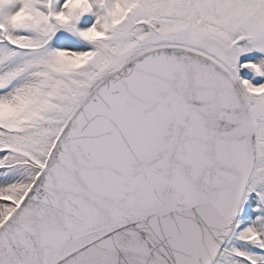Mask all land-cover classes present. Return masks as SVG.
Instances as JSON below:
<instances>
[{"label": "snow or ice", "instance_id": "snow-or-ice-1", "mask_svg": "<svg viewBox=\"0 0 264 264\" xmlns=\"http://www.w3.org/2000/svg\"><path fill=\"white\" fill-rule=\"evenodd\" d=\"M0 264H264V0H0Z\"/></svg>", "mask_w": 264, "mask_h": 264}]
</instances>
